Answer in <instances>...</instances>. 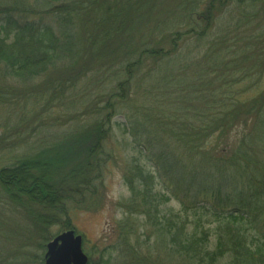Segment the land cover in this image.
<instances>
[{"label": "trees", "instance_id": "16d2710c", "mask_svg": "<svg viewBox=\"0 0 264 264\" xmlns=\"http://www.w3.org/2000/svg\"><path fill=\"white\" fill-rule=\"evenodd\" d=\"M131 1L0 0V78H15V84L9 83L5 88L0 85V105L9 100L7 94L14 104L26 103L35 98L34 90L38 88L39 98L35 100L44 96L45 105L70 93L63 99L71 115L67 120H81L86 113L92 116L88 124L71 127L51 145L23 155L13 165L1 167L0 198L4 196L13 202H26L23 205L26 209L32 205L29 202H36L51 210L53 206L45 202H50L49 199H54L57 193L66 189L78 193L77 190L81 191L79 184H87L88 189L92 180L87 172L95 170L96 166L94 164L88 170L86 163L96 161L101 153L99 144L113 133V119L120 114L123 105L120 91H131L133 87L143 89L142 101L136 103L138 111L143 110L149 97L147 90L152 92L150 80L156 77L154 92L150 95H155L159 102L155 103L153 98L145 109L148 113L151 111L148 108L156 107L164 112L162 109L169 105L170 109L174 106L176 110L188 113L179 119L184 128L178 132L183 134L178 136L185 140L186 159L181 160L176 151L180 137L170 145L162 136L150 140V131L144 128L148 135L143 146L144 156L152 162L151 166L156 167V174L149 184L145 178L147 173L143 177L140 168L142 186L135 187L129 182L133 193L139 192L142 196L139 208L146 214L148 223L166 235L174 254L183 256L186 264H264V88L253 92L246 88L234 93L232 86L249 78L246 73L235 76L233 71L237 61L250 59V54H241V58L232 56L233 59L221 65L215 56L222 49H234L231 46L236 40L230 44L226 42L234 40L236 33L227 31L215 38L212 36L214 30L210 31L214 29L217 7L224 11L227 5L237 0H204L205 25L199 22L202 17L197 19L194 11L202 1L199 0L191 12L195 25L184 32L168 29L155 35L143 34L140 26L134 25L137 20L131 13L134 5L133 1L130 6ZM138 3L135 5L141 8L142 0ZM208 33L210 41L200 58L201 70L199 59H191V52L184 60L178 58L185 43L194 39L202 44V38ZM114 39L121 41L118 54L121 65L115 70L112 63L116 55H113L112 46L108 62H101ZM262 53L261 50L257 57ZM257 57L252 62L254 74L261 72L262 63L264 67L263 60L262 63L255 62ZM147 60L152 62V67H145ZM168 61L172 63L166 69ZM193 63L196 73L187 75V65ZM99 64L107 65L106 70L103 66L100 68L103 77L113 78V73L119 70L120 78L112 80V89L105 100L96 97L94 108L88 111L90 97L95 94L91 89H95L93 79L98 70L93 69ZM182 77L193 80L187 83ZM143 84L149 86L144 88ZM184 84L198 87L200 93L209 92L205 93L206 97L200 94L195 98L172 99L176 95L173 92L175 87ZM23 118L21 116L19 121ZM146 118L155 119V115L146 114ZM161 120L171 124L167 117L161 116ZM117 123L123 126V123ZM129 129L124 132L130 135H135L138 130ZM170 134L176 137L174 127L170 128ZM4 143L5 139L0 137V149ZM166 155L172 161L168 165L164 164L170 162ZM24 173L30 175V187L21 179ZM156 179L159 183L169 180L166 189L172 185L173 197L182 205L191 202L195 210L201 208L204 214L216 218V227L205 228L204 223H210L202 222L199 214L191 223L193 229L187 231V222L181 223L178 217L162 213L163 202L156 201L152 193ZM34 188L37 192L31 193ZM183 199L186 202H182ZM35 208L42 207L36 204ZM126 211L133 212L129 207ZM108 258L104 264H110Z\"/></svg>", "mask_w": 264, "mask_h": 264}, {"label": "rangeland", "instance_id": "374dc122", "mask_svg": "<svg viewBox=\"0 0 264 264\" xmlns=\"http://www.w3.org/2000/svg\"><path fill=\"white\" fill-rule=\"evenodd\" d=\"M133 1L134 5L132 4ZM198 1L142 0V6L138 8L135 4H140L138 2L141 0H132L130 4V6L133 5L131 13L136 16L135 20H137L134 25L140 26V31L143 34L153 33L155 35L168 29L171 31L178 29L184 32L191 25H195V21L191 18V12ZM205 6V2L202 0L197 9L194 10L197 19L199 16L202 17L201 20L199 19L202 25H205L203 14ZM225 8L223 11L217 7L216 20L213 22L214 29L210 31L214 30L212 36L215 38L225 35L227 31L234 32L236 33L235 39L226 43L230 44L229 42L233 43L232 41L235 40L237 42L231 46L234 48L233 50L222 49L221 53L218 51V55L215 56L216 60L222 65L224 61L233 59V57L241 58V54L249 52L250 59H239L236 64L237 69L235 68L233 71L236 73L235 76L246 73L249 78L244 79L241 84H234L231 89L236 94L246 88H250L249 92L261 90L264 88V67H262V60L264 61V0H243L242 2L237 0ZM256 37L257 39H255ZM120 39L122 40V37ZM201 41L202 44L194 39L185 43L184 48H181V56L178 57H183L182 60H184L187 53L191 52V59H199L200 70V58L204 54L207 42L210 41V34L204 36ZM119 43H121L119 39L113 41L112 45L109 46L107 55L101 58L103 59L101 60L102 63L108 62L109 57L107 56L112 46L113 55H116L115 61L112 63L114 70L121 65L118 58ZM261 50L263 53L257 57ZM255 57H257L256 63H262V66L259 67L261 72L257 74H254L252 68ZM243 60L245 62L241 65ZM171 63L168 61L166 69L170 68ZM151 64L152 62L147 60L145 67L150 68L152 67ZM101 66L104 70L107 69V65L104 64H99L93 69L98 70L93 79L95 82L93 88L95 89H91L95 94L93 98L90 97L88 111L94 108L93 104L96 97L99 96L105 100L106 95L112 89L114 83L112 80L120 78L118 70L113 73V78L106 79L103 77V72L100 71ZM187 67V75L196 73L193 68L194 63L188 64ZM256 67L257 64H255ZM182 79L187 83L193 80V78L187 77H182ZM14 81L15 78L12 77L0 78V85L3 84L2 86L5 88L9 83L15 84ZM150 81L152 92H154L156 77ZM217 82L220 83V79ZM147 84H143V87L149 86ZM197 88L193 85L189 87L186 84L180 87L176 86L173 91L176 95L172 99L179 100L185 96L186 98L189 96L195 98L200 94L206 97L205 93L209 91L200 93ZM223 88L224 86H221V89ZM37 91L38 88L34 90L35 98H39ZM120 92L122 93L120 100L123 105L119 111L120 114L113 119V133H111V137L104 139L99 144L98 148L101 153L96 157V161L86 163L88 164L86 166L89 167L88 170L94 167V164L96 166L95 170L87 172L92 180L88 189L87 184H79L81 189V191L77 190L79 194L69 189L66 191L63 189L64 192L57 193L54 199L45 202L53 206L51 210H47L46 205L36 202H29L32 205L27 210L23 206L26 202H13L4 196L0 198V264H43L47 242L69 229H73L76 234L82 236L83 251L88 256L90 264H104L103 262L107 260L108 256L110 264H186L183 256L174 254V250L167 243L166 235H162L152 224L148 223L146 214L139 208L142 196L139 192L133 193L129 182H133L135 187L142 186L139 180V177H142V175L139 176L140 168L143 169V177L147 173L145 178L148 179L149 184L152 183L156 174V167L151 166L152 162L144 156L143 146L148 140L144 128L146 127V130L150 131V140L162 136L165 143L169 142L172 145L180 137L178 135L182 134L178 132H182V128H184V124L179 119L185 118L183 114L187 115L188 113L176 110L174 106H171L170 109L169 105L167 109H162L164 112L156 107H150L148 109L151 111L147 113L146 105L149 107L151 101H154L153 98L156 99L155 103L159 102L155 95H150L152 93L150 89L147 90L149 97H147V102L146 100L144 102L143 110L138 111L136 103H141V97L144 94L143 89L133 87L131 91L124 92L122 89ZM69 94L68 92L65 98H68ZM6 96L9 97V100L4 105H0V137L5 139L3 148L0 149V168L13 165L23 155H30L44 146H48L47 144L51 145L71 127L74 129L77 126L86 125L92 119V116L86 113L81 120H67L66 118L69 116L70 119L71 115L68 113L63 97H57L45 105L44 100L46 98H43L44 96L41 97L42 99L35 100L33 98L26 103L19 101L17 104H14L15 101L11 100L8 94ZM162 108H164L163 104ZM146 114L155 115V119L149 118L147 120ZM21 116L24 118L19 121ZM161 116L169 118L171 124L167 125L164 120H161ZM160 120L163 122L162 124ZM117 121L123 123V126H118ZM171 127H174L176 137L175 134H170ZM129 128L138 130L134 132L135 135L126 134L124 131L130 130ZM183 140L184 138L181 136L178 143L179 147L176 148L177 153L181 155V160L186 159L185 147L183 146L185 140ZM84 145L85 142L82 147ZM172 149L174 150V148ZM148 154L150 155L151 152ZM167 158L170 162L166 161L165 165L172 162L169 156ZM81 163L83 162L81 161ZM29 177V174L24 173L23 176L21 174V179L26 182L25 186L28 187H30ZM157 180L153 182L152 193L156 201L163 202L160 207L162 213L167 212L178 217L181 223L187 222V231L193 229L191 223L196 220L199 214L202 222L210 223H204L205 228L207 226L209 228L216 227L218 224L216 218L204 214L201 208L195 210L192 207L194 204L191 202H186L183 199L182 202L186 203L182 205L179 199L174 198L171 191L172 185L166 189L169 180L164 182L162 179L161 182L164 183H159ZM200 180L201 178L196 183ZM64 186L69 185L65 184ZM35 188L38 189V187ZM35 188L30 192H37ZM34 203L39 204L42 208L36 209ZM128 207L133 210L130 214L126 211Z\"/></svg>", "mask_w": 264, "mask_h": 264}, {"label": "water", "instance_id": "95a60500", "mask_svg": "<svg viewBox=\"0 0 264 264\" xmlns=\"http://www.w3.org/2000/svg\"><path fill=\"white\" fill-rule=\"evenodd\" d=\"M43 264H88L83 238L73 229L63 231L47 242Z\"/></svg>", "mask_w": 264, "mask_h": 264}]
</instances>
